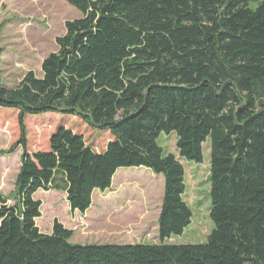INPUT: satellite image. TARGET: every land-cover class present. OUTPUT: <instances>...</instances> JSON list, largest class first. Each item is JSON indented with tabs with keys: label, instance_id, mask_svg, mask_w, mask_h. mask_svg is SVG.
Masks as SVG:
<instances>
[{
	"label": "trees",
	"instance_id": "obj_1",
	"mask_svg": "<svg viewBox=\"0 0 264 264\" xmlns=\"http://www.w3.org/2000/svg\"><path fill=\"white\" fill-rule=\"evenodd\" d=\"M81 13L65 22L56 51L13 88L0 77V108L18 113L21 148L14 190L0 193V264H264V0H64ZM2 49L0 48V56ZM78 117L108 133L96 151L60 126L47 150H27L24 118ZM176 136L178 157L203 163L209 140L206 243L169 244L191 224L185 170L157 143ZM164 178L159 243L73 245L58 220L36 225L39 191H62L85 213L94 191L122 168Z\"/></svg>",
	"mask_w": 264,
	"mask_h": 264
},
{
	"label": "rangeland",
	"instance_id": "obj_2",
	"mask_svg": "<svg viewBox=\"0 0 264 264\" xmlns=\"http://www.w3.org/2000/svg\"><path fill=\"white\" fill-rule=\"evenodd\" d=\"M80 17L81 13L64 0H0L2 85L15 87L28 71L41 76V63L56 51L55 39L65 33V22ZM17 117V111L0 108V151H7L20 138ZM60 126L82 134L96 151L103 150L110 139L108 133L91 129L78 117L61 113L27 115L24 118L27 150L30 153L47 150L50 136ZM157 143L183 165L186 188L183 199L192 211L191 224L181 235L171 236L167 243L204 244L213 229L208 195L209 140L203 144L204 159L199 165L178 157L174 134L160 135ZM20 156V147L10 155H0V193L3 195L14 190ZM163 192V176L145 167L119 169L110 189L99 192L105 200L101 201L103 205H93L83 215L70 210L62 191L39 190L34 194V199L41 202L37 227L41 233L51 234L53 221L58 220L73 232L69 240L73 245L159 243L157 218Z\"/></svg>",
	"mask_w": 264,
	"mask_h": 264
},
{
	"label": "crops",
	"instance_id": "obj_3",
	"mask_svg": "<svg viewBox=\"0 0 264 264\" xmlns=\"http://www.w3.org/2000/svg\"><path fill=\"white\" fill-rule=\"evenodd\" d=\"M127 174V173H126ZM122 177H124V176H122ZM110 189V188H109ZM108 189V190H109ZM53 191H55V190H53ZM107 191V190H106ZM59 192H61V191H59ZM105 192V191H104ZM104 192H101V193H104ZM63 195L65 196V198H66V194L63 192ZM94 199H95V201H96V203L94 202ZM101 201L103 202V201H105V200H103V198H101V196L99 195V191H94L93 192V194H92V204H91V206H90V208L88 209V210H90L92 207H93V205H95L96 207H99V206H102L103 204L101 203ZM95 203V204H94ZM105 203V202H104ZM66 204H67V206H69L68 205V203H67V201H66ZM98 209V208H97ZM87 210V211H88ZM86 211V212H87ZM73 213H78V214H80L79 212H77V211H75V212H73ZM85 214V213H84ZM80 215H83V214H80ZM36 225H37V219H36ZM66 228V227H65ZM68 229V228H67ZM70 230V229H69ZM73 237V236H72ZM107 244H110V243H107Z\"/></svg>",
	"mask_w": 264,
	"mask_h": 264
}]
</instances>
